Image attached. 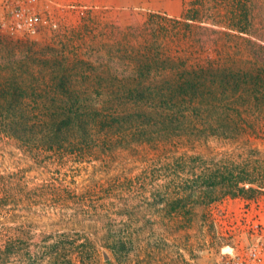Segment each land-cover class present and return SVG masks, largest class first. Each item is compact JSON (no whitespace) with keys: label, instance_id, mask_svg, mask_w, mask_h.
Masks as SVG:
<instances>
[{"label":"trees","instance_id":"16d2710c","mask_svg":"<svg viewBox=\"0 0 264 264\" xmlns=\"http://www.w3.org/2000/svg\"><path fill=\"white\" fill-rule=\"evenodd\" d=\"M238 3L246 14H240V25L234 27L244 33L254 13L264 11V0ZM191 12L186 10L188 20L193 19ZM251 67L209 63L169 70L135 68L132 77L113 82L119 98L106 101L80 99L62 84L56 86L61 98L42 103L28 98L15 82L1 84L0 135L13 138L36 159L60 167L86 158L98 161L93 158H107L128 142L149 144L165 156L147 159L149 166L138 175L121 174L83 189L58 180L31 185L24 172L0 173V218L59 210L71 220L89 222L86 229L94 224L93 231L44 234L0 222V264H40L44 259L48 264H77L74 257L91 264L103 248L115 255L132 249L131 233L113 242L111 232L102 233L116 228L120 215H128L133 224L132 209L157 208L167 216L181 215L190 224L199 209L264 192V153L251 149L243 137L249 116L264 109V72L255 63ZM120 131L129 139L114 136ZM214 140L237 147L218 154L180 153L175 145L183 141L194 148Z\"/></svg>","mask_w":264,"mask_h":264},{"label":"rangeland","instance_id":"374dc122","mask_svg":"<svg viewBox=\"0 0 264 264\" xmlns=\"http://www.w3.org/2000/svg\"><path fill=\"white\" fill-rule=\"evenodd\" d=\"M239 4L238 0H125L119 10L113 5L88 12L67 9L59 13L57 30L34 38L0 34V85L15 82L28 98L42 103L61 98L56 86L62 84L80 99L106 101L119 98L113 82L132 77L135 68L169 70L215 63L249 69L252 62L264 72V11H256L242 33L234 27L240 25V14H246ZM187 9L192 20L185 17ZM99 86L105 88L100 91ZM247 122L243 137L251 149L264 153V109ZM120 133L114 136L129 139L128 133ZM177 142L180 153L218 154L237 147L216 140L194 148ZM128 143L107 158L99 154L93 158L98 161L86 158L60 167L43 157L36 159L13 138L0 135V173L24 172L31 185L58 180L83 189L121 174L138 175L149 166L147 159L165 156L149 144ZM132 212L133 224L128 215H120L116 228L102 230L105 235L112 233L109 242L126 240L131 233L132 249L115 255L103 248L91 264H244L252 251L259 257L253 264H264V192L199 209L190 224L181 215L167 216L157 208ZM5 216L0 222L6 227L30 226L44 234L86 229L89 223L71 220L59 210ZM72 262L81 264L76 257ZM48 263L49 259L40 262Z\"/></svg>","mask_w":264,"mask_h":264},{"label":"built area","instance_id":"2783aa9c","mask_svg":"<svg viewBox=\"0 0 264 264\" xmlns=\"http://www.w3.org/2000/svg\"><path fill=\"white\" fill-rule=\"evenodd\" d=\"M59 13L47 9L38 0H0V34L34 38L47 30H57ZM258 253L252 251L249 261L253 264Z\"/></svg>","mask_w":264,"mask_h":264},{"label":"crops","instance_id":"0c3cea01","mask_svg":"<svg viewBox=\"0 0 264 264\" xmlns=\"http://www.w3.org/2000/svg\"><path fill=\"white\" fill-rule=\"evenodd\" d=\"M39 4L56 13H61L67 9L73 12L90 11L92 9L106 10L110 5L117 10L123 9L125 0H38Z\"/></svg>","mask_w":264,"mask_h":264}]
</instances>
